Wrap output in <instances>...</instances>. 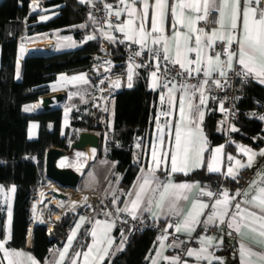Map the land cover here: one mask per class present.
Returning a JSON list of instances; mask_svg holds the SVG:
<instances>
[{"label": "snow or ice", "instance_id": "obj_1", "mask_svg": "<svg viewBox=\"0 0 264 264\" xmlns=\"http://www.w3.org/2000/svg\"><path fill=\"white\" fill-rule=\"evenodd\" d=\"M81 2L91 3V0H81ZM137 4L140 7H137ZM119 5L120 7L113 11V5L105 4L106 16L110 17L114 14L120 17L127 13V19L120 21L115 26L109 19L108 27L109 29L115 27L116 30L124 33L127 41L140 45V51L135 53L136 56L142 55L144 49L147 48L150 58L156 61V71L151 73L152 88L159 87L166 90V92L162 91L160 102L162 106L165 102L167 104V110L161 111L159 115L172 116L174 109L177 108L176 93L180 92L181 95L178 102V119L174 125L167 119L161 124L159 116L157 117V135L156 141L150 146L151 164L148 172L142 177H137L140 183L138 186L133 185L134 192L124 193L129 197L134 196V198L124 202V207H117L115 211L117 213L126 212L135 219L138 209L147 200L145 211L150 212L154 204L161 210L166 207L170 214L183 216L182 221H178L174 225L175 232L180 233L183 230L191 235L196 226L201 223L200 217L204 215L206 209L210 208L204 221L205 227L209 224H226L227 228L242 237L244 230L247 229L260 238L257 243L264 242V169L255 173L256 179L249 183L247 190L243 192L238 190L232 195L227 190L214 193L211 190L200 188L198 182L175 183L171 179L161 181L156 175L158 171H164L168 176L175 173L188 175L191 171L206 166L209 173H220L237 180L241 169L253 167L257 155L264 157V149L256 153L250 148L237 145L239 151L247 157V163H242L241 160L229 155L227 156L229 165L224 172L222 171L223 146H221L209 154L205 165L204 153L208 150V141L200 127L204 118L201 106L206 103L209 81L214 74L226 78L228 71H234L237 76L252 77L264 84V0H171V2L170 0H119ZM150 9L151 17H149ZM213 13L216 15H212ZM209 16H212L210 21ZM169 17H171V36L167 35ZM41 19H47V17H41ZM90 19L95 22L91 16ZM201 21L206 24H215L217 27L207 30L198 27ZM101 35L110 42H115V38L110 32L102 31ZM88 39H95V37L89 36ZM149 42L158 47L149 48ZM218 44L221 48L219 52L216 51ZM233 45H235V50H233ZM21 52H23V48H21ZM222 55L226 59H222ZM161 60L167 62L164 65L165 72L168 71V64L173 68L178 65L182 70L175 73V76L182 78L178 88L175 76L165 77L163 82H160L157 72L160 70ZM106 63L111 64L110 61ZM234 63L240 66V71H235ZM133 67H140V65L129 67L127 77L129 87L132 86ZM201 73L205 77L203 81L198 80L196 84L185 82L188 78H196ZM17 78H19V74H17ZM60 81L65 85L89 83L84 74L73 77L61 76ZM212 83L215 86L223 87L220 79L212 80ZM113 87H119V81L114 82ZM197 93L199 94V103L195 104L194 99ZM77 94L72 93V95ZM24 110L29 111L31 108L26 106ZM220 110L224 111L222 104ZM253 115L255 114L253 113ZM259 118L264 120V116ZM35 127L33 125V128ZM165 128L168 129L167 141L165 140ZM236 130L235 127H232V131ZM136 147L140 148V143H137ZM77 155L82 156L83 154L78 153ZM232 162H234V166ZM141 171L144 170L141 169ZM195 188H199L200 196H215L217 198L211 207L208 203L197 198L192 201L187 214H184L179 206L180 201H187L188 193ZM15 191V186L6 192L0 185V199L7 203ZM236 197L243 199L237 200ZM117 199L113 193V204L117 203ZM11 215L9 207V224ZM105 215L110 216L112 213L106 212ZM85 222L86 218L81 216L68 238L67 246L59 251L56 264H64L69 248ZM88 222L91 223V221ZM114 224V221L95 220L90 232L91 245L87 247V251L76 252L71 257L70 264H78V261H81L82 264H103L113 244L110 232ZM169 227H173V225H169ZM167 239V234L158 237L160 249L156 253L157 257L162 256L166 247H180V244L165 245L164 241ZM212 240L211 237H201L199 239L201 247L199 249L189 248L184 254L187 257H194L197 262L207 260L208 264H212L213 259H219L208 252V245L212 244ZM6 243V240H0V252L3 253V256L0 257V264H5V261L6 264H39L30 254L8 249L5 246ZM239 255L240 264H264V250L257 251L252 246L243 243V240L239 247ZM162 258L168 264H188L186 260L182 261L179 255L163 256ZM45 264L48 262L46 261ZM151 264H159L158 259L153 258Z\"/></svg>", "mask_w": 264, "mask_h": 264}, {"label": "trees", "instance_id": "obj_2", "mask_svg": "<svg viewBox=\"0 0 264 264\" xmlns=\"http://www.w3.org/2000/svg\"><path fill=\"white\" fill-rule=\"evenodd\" d=\"M30 2L31 0H0V185L5 190L10 184H14L16 188L11 212V234L7 245L24 246L29 226L33 224L32 252L38 259L44 260L49 254L50 245L58 242V238L52 231H46L45 224L31 220L30 207L44 181V165L43 168L38 167L36 160L42 161L50 146L70 148L66 136L74 140L80 130H93L99 136L97 154L105 148L104 155L115 161L114 170L119 174L118 184L127 188L139 166L133 159V141L136 135H144L150 131L157 91L148 88L144 73H141L131 87L117 89L112 94L113 114L110 126L105 119L103 126L97 121L98 111L89 114V101L85 102L79 95H71L65 104L77 106L78 109L72 108L69 124L63 135L60 134V107L35 110L37 112L25 111L27 104L39 101V96L49 91V85L58 72L90 71L93 54L99 51L101 42L98 35L94 36L95 39L83 40L84 34L92 31V24L87 22L83 27L78 25L87 18L85 6L78 0H43L44 6L58 5L59 10L45 20H38L39 12L30 9ZM68 25L73 26L71 34L78 42L77 46L49 53H31L23 56L18 64L19 40L39 31H50ZM114 43H110L109 51L111 57L119 61L122 59L120 44L119 41ZM95 78L91 74L88 84L70 86V89L87 91ZM240 87L243 94L236 103L239 109L238 124L248 134L241 138L255 143L257 140L254 136L261 132V121L247 116L245 111L255 105L256 98L264 99V86L247 77L240 83ZM85 94L87 96L89 93ZM217 117L218 112L215 110L205 117L210 143L223 140L221 131L214 130ZM29 119L38 120L35 138L27 135ZM174 176L177 179L208 180L209 184L227 182L220 174L209 173L205 168L191 171L188 175L175 173ZM235 184L236 182H232L230 186ZM5 208V203L0 202V238L4 236ZM70 219L62 216L59 220L61 225L68 227ZM154 237L155 234L150 229L137 231L118 254L103 261V264H140ZM85 240L87 236L81 230L72 249L77 245L82 246Z\"/></svg>", "mask_w": 264, "mask_h": 264}, {"label": "crops", "instance_id": "obj_3", "mask_svg": "<svg viewBox=\"0 0 264 264\" xmlns=\"http://www.w3.org/2000/svg\"><path fill=\"white\" fill-rule=\"evenodd\" d=\"M78 1L81 2V0H78ZM95 1L112 2L114 4L113 11H115L117 8L120 7L119 0H91V2H95ZM170 2H171V0H170ZM42 3H43V0H31V2H30V9L32 11L39 12V14L37 15L38 20L39 19L43 20V19H41V17H47V19H48V18L54 16L55 14H57L59 12L58 5L44 6ZM36 5H38V7H36ZM137 7H140V5L137 4ZM149 17H151V9H150ZM126 19H127V13H124L122 16L119 17L118 24L120 23V21L126 20ZM90 23L92 24V31L84 34L83 40L88 39L89 36L98 35L100 37V41H101L99 51H97L93 54V61L91 62L90 71H77V72H70V73L58 72L55 76V79L50 83V85L52 84V86H59L60 87L59 90H62L64 88L70 89V86H77L81 83H78L75 85L74 84L65 85L63 82L60 81L61 76L73 77V76H79L81 74H84V75H86L88 81L90 80L91 74L96 76V78L93 81L90 89H88L87 91H77L75 89V90H72V92L78 93L77 95L80 96V95H84V93H86V92L87 93L92 92V91H94V88H96V90H98V92L93 94L92 96H101L103 98V106L100 108L98 105V103L100 102V99H98V98L92 99V102H90L89 106L87 107L88 112H89V114H93L94 112L98 111V114L99 113L102 114L103 122L105 119V122L107 123V125L110 126L111 122H112V114H113L112 94L119 88L129 87L128 86L129 81H128L127 77L129 74V67L133 66V64L117 65L115 63V61H118V60L113 59L111 57V54L109 51L110 43H112V44H115V43L110 42L106 37L101 35L102 31L103 32H110L111 35L115 38V41L120 42V41H127L125 39L124 33H121L118 30H116L115 32L112 33L103 24H98V23L92 22V21H90ZM78 25L82 26L84 24L82 22H80ZM215 27H217V25L212 26L208 29L215 28ZM171 34H172L171 17H169L167 35L171 36ZM33 40L34 41H31L29 44L26 45L27 50H30V48L32 46H34L36 48L35 51H39V53H44L45 51H42L44 49H46L47 52H51V51L54 52V49L57 46V41L53 40L51 37H42V38H36ZM77 45H78V42H74L71 46H68V47L63 48V49H70V48H73ZM136 45L138 47V50L140 51V45H138V44H136ZM148 47L152 48V47H158V46L151 45V43L149 42ZM145 51H147V48L144 49L143 52H145ZM173 55H174V51H173ZM108 61L111 62L110 65L108 63H106ZM140 75H141V72L138 70V68L133 67V75H132L131 85H133L137 81V79L140 77ZM158 77H160V82H163V80L165 79L161 76H158ZM145 78H146L148 88L157 91V99L155 102V109H154L153 113L151 114L152 124L150 126L149 133L145 132L144 135L138 134L134 138V141H133V159L136 162H138L139 166H138V170H137L132 182L130 183V185L127 188H123L118 184L117 190H115L114 192H109L110 198H107L104 196L105 198L110 200L112 206H114L115 208H117V207L123 208L124 202H127V201L134 198V196L129 197L127 195H124V193H128L130 191L134 192L135 189L133 188V185L138 186V184L140 183V181L137 180V177H142L143 175L147 174V172H148V168L151 164L150 146L156 141V135H157V128H156L157 117L159 116V120H160L161 124H163L164 121L167 119V120H170L174 125L178 119V102H179V98L181 95L180 92L176 93L177 108L174 109L173 115L170 117L160 116L159 114L161 111L167 110L166 102L163 106L161 105V102H160V95L162 94V91L166 92V90H162L159 87L156 89L152 88V75L151 74H147ZM250 78H252V77H250ZM253 80L258 82L255 79H253ZM116 81H119V87H113V84ZM175 83H176V86L178 88L180 85V82L175 80ZM258 83H260V82H258ZM260 84L264 86V84H262V83H260ZM170 87H171V85H170ZM56 92H59V91H56ZM71 95H69V96H71ZM67 98H66V100H67ZM194 103L195 104L199 103V94L198 93H197L196 98L194 99ZM35 104H37L36 107L39 109L38 111H41V108H39V106H38V101L35 102ZM107 106H109V108H107ZM201 107H202V110L204 112V118H203L202 123L200 124V127L202 128L203 133H204V135L208 141V145H207L208 150L204 153L205 165L207 164V161L209 159V154L217 147L223 146L222 171H224V172H226L227 166L229 165V161L227 160V156H229V155L235 157L236 159L241 160L242 163H247V157L242 152L239 151L237 145H242L246 148H250L256 153H259L261 151V149H264V120H261V132L257 133L254 136L256 138L255 140H257V141H255V143L248 142L242 138H236L235 141L222 140V141H218L215 143H210L209 135L206 131L207 129L205 126V117H206V114L210 113L212 110L217 111V107H216L212 97L207 93H206V103H205V105H203ZM64 109L65 110L61 109V118H60V134L61 135L64 134V129L69 124V120H70L69 113L67 112V111H70V106H67L65 104ZM35 110H37V109H35ZM103 113H105L106 115H103ZM64 116H66V119H64ZM27 123H28V127H27L28 137L29 138H35L37 136V133H38V120L29 119ZM33 125H35L36 127L33 128ZM232 127L233 126H231V128ZM221 129H222V124L218 120V117H217V119L214 121V130L219 132V131H221ZM167 132H168V129L165 128V133H166L165 140L166 141L168 140ZM137 143H140V145H141L140 148L136 147ZM95 150L97 151V148H95ZM92 153L94 156L95 155L94 151ZM104 154H105V148L102 149L100 154H97V152H96V155L99 156V158H103L104 161H108V163L114 168L115 161L107 158ZM93 156H91V158L86 162L85 169H86V167H88V163H90V161H92ZM84 160H86V159H84ZM232 164L234 166V162H232ZM204 168L206 169V166ZM141 169H143L144 171L142 172ZM261 169H264V157L257 155L254 159L253 167L241 169L239 171V175L237 177V180H233L231 177H227L225 175L217 173V174H220V176L222 178H225L227 180V182H225L224 184H221L222 191L227 190L229 192V194L232 195L238 190L241 192L247 190L249 188V183L252 180L256 179L255 173ZM92 174L96 178L98 177L97 173L93 172ZM156 175L159 177V179L161 181H164L166 179H171L175 183L198 182L200 188H206L210 183L208 180L177 179V178H175L174 174H172L171 176H168L167 173H165L164 171H158L156 173ZM118 180H119V174H118ZM232 182H236V184L233 186H230V184ZM12 186H14V184H10L8 189L11 188ZM83 188L86 189L89 187H83ZM7 190H5V191L7 192ZM91 191L92 190H86V192H91ZM113 193H115L116 197L118 198L116 204H113V202H112ZM188 196H189V199L187 201H183V200L180 201V205H179L184 214H187L188 210L191 208V204H192L193 200H195L197 198L203 200L199 196V188L193 189L190 193H188ZM13 197H14V194H11L10 200L7 203L5 202V206H6L5 214L6 215H5V221H4V236H3V238H0V240L8 241L9 240V234H11V223L9 224V220H8V210L10 207L11 212H12ZM216 198L217 197L214 196L210 202H206L204 200L203 201L208 203L211 207V204L214 202V200ZM236 199L242 200L243 198L242 197H236ZM146 207H147V200H145V203L141 205L140 209H138L136 216L149 215V216L157 218V219H165L166 217L173 215V214H170L168 212L166 207H165V209L161 210V209L155 207V205L153 204L150 212L145 211ZM97 208H98V210L96 209V206H95L92 210L89 209V211L85 210V209H79V211L75 212L70 217L71 221H70V224L68 227L61 225L60 227L54 226L52 229H50L52 231L53 235L56 238H58V242H54L50 245L49 254L44 260L38 259L32 252V230H31V228H32L33 224L29 226V229H28L29 231L26 234L24 246H22V247H11V246H8L7 243L5 246L8 249L23 251L27 254H30L32 257L35 258V260H37L39 262V264H45L46 261L48 262V264H56V260L58 259L59 251H62L63 248L67 246V241H68L69 236L71 235V232L75 229L76 224L79 222V218L81 216H83L86 218V222L81 226V228L77 232V236L79 235L81 230H84V233L87 236V240L83 241L82 246L77 245V247L74 249H72V246L69 248V252H68L67 257L64 261V264H70L71 257L76 252L87 251V247L91 245L92 237L90 235V232L92 230V227L94 226L95 220H106L108 222H113L110 217H107L102 213V209L99 205ZM209 212H210V208L206 209L204 215L200 217V219H203V223L206 220ZM178 217H179V221H182L183 216H178ZM59 218L58 217L54 218V220H52L53 224L57 220H59ZM88 221H91V223H89ZM34 223H36V222H34ZM209 225H211V224H209ZM212 226L215 229L213 233H203L198 237V242H199V239L201 237L213 238L212 244L208 245V252L211 253L212 255H214V257H218L219 259H213L212 264H221V262H222V264H240L239 247H240L242 240H243V243H245L246 245L252 246L257 251L264 250V242L257 243L260 240V238L255 233L248 231L247 229L244 230V234L242 237L240 234H238L235 231L227 228L226 224L217 223L216 225H212ZM47 228H48V226H47ZM174 229H175V227H174ZM47 232H49V231H47ZM181 232L185 233L183 230ZM230 232H231V235H229ZM110 236L113 239V244H112L111 248L109 249L108 255L105 257L104 261L108 260L112 256L118 254L125 247V244H126L123 240V234L117 232L114 227L111 229ZM158 237H160V236L154 237L144 259L142 260V262L140 264H151L153 258L158 259L159 264H168V262L162 258L163 256H168V257L177 256L175 253L169 252L165 248V250L162 253V256L157 257L156 253L160 249V241L158 240ZM74 240L72 242V245L74 243ZM164 243L166 245L165 241H164ZM200 247H201V244L199 243V247L196 249H199ZM0 256L1 257L3 256L2 252H0ZM184 260H186L188 262V264H208L207 260H201V261L197 262L194 257H187L186 255L184 256L182 261H184ZM5 264H6V261H5ZM78 264H82V262L78 261Z\"/></svg>", "mask_w": 264, "mask_h": 264}, {"label": "built area", "instance_id": "obj_4", "mask_svg": "<svg viewBox=\"0 0 264 264\" xmlns=\"http://www.w3.org/2000/svg\"><path fill=\"white\" fill-rule=\"evenodd\" d=\"M105 4H111L114 7V4L112 2L108 1H95L91 3H83L86 9L87 18L82 21L83 24H86L87 22L92 21L93 19H90V16L94 18L95 22L98 24H103L106 28L108 27V21L110 19L111 23L115 26L119 22V17L116 15H111L110 17L106 16V12L104 9ZM212 15H216L213 13ZM212 19V16H209V21ZM212 26H216L212 23H205L201 21L198 25V27H203L205 29H208ZM112 33L116 31V28L113 27L112 29H109ZM120 44V52L122 55V59L119 61H115L116 64H133V65H140V67H137L138 70L141 73L144 74H151L153 71H156V61L152 60L150 58L149 51H145L142 53V55L136 56L135 53L138 50V47L136 44L130 42V41H123L119 42ZM233 50H235V45H233ZM216 51H221V48L219 47V44L216 47ZM222 59H226L225 56L222 55ZM166 61L161 60L160 64V70L157 72L158 76H161L163 78L165 77H174L176 72L182 71L179 66H175L174 68L168 64V71L165 72L164 65L166 64ZM234 69L235 71H240V66L234 63ZM205 77H203V74L201 73L196 78H188L185 82L188 84H196L199 81H203ZM220 79L221 85L223 87L215 86L212 83V80ZM247 78L241 76L235 75L234 71H228L226 78L218 77L216 74L213 75L212 79L209 81L208 91L206 92L209 94L216 107L218 112V120L222 124L221 134L223 137V140L225 141H235L236 138L241 137H247V132L238 124L239 119V109L237 106L238 99L242 96V89L240 87V83L244 82ZM175 80L178 82H181L182 78L179 76H175ZM112 93V92H111ZM98 99H100V102L98 103L99 107L101 108L103 106V98L101 96H96ZM221 104L223 105L224 111L220 110ZM253 113L255 115H253ZM245 114L251 118H255L257 120L261 119L259 117L264 116V99L256 98L255 105L245 111ZM97 121L101 123L103 126V117L102 114H98L96 117ZM231 126L235 127L237 129L236 131H232ZM103 130H106V128L103 127ZM70 140L67 141L69 144ZM221 182L218 183H212L209 184L205 189L211 190L214 193H219L222 191ZM200 196V195H199ZM204 201L210 202L213 197H207V196H200ZM88 211L89 209L92 210L96 205L101 206L102 213L105 215L106 212H111L112 215L107 216L112 219V221L115 222L114 228L117 232L123 234V240L125 243H127L137 231H140L144 228L150 229L154 232L155 236H162L167 234L168 239L165 241L166 245H172V244H180V247H166L167 251L175 253L176 255H179L181 260L185 256V252L189 248H198L199 242L198 237L203 233H213L214 227L212 225H208L205 227L203 223V219H200L201 223L198 224L195 228V231L191 233V235H188L186 233H176L174 229V224H176L179 221V217L176 215H170L166 217L165 219H157L154 217H151L149 215H143V216H136L135 219L131 217L126 212H120L117 213L115 211V207L112 206L110 200L104 198L101 194L96 192V196L94 198V201L91 203L88 201ZM80 209H83L82 205H79ZM106 216V215H105ZM169 225H173V227H169ZM166 230V231H165ZM46 231H49L48 228H46ZM126 237V239H125Z\"/></svg>", "mask_w": 264, "mask_h": 264}, {"label": "rangeland", "instance_id": "obj_5", "mask_svg": "<svg viewBox=\"0 0 264 264\" xmlns=\"http://www.w3.org/2000/svg\"><path fill=\"white\" fill-rule=\"evenodd\" d=\"M72 28H73L72 25H68V26H64L61 28H55V29L50 30V31H39V32H36L34 34L25 36L22 40H19L20 43H19V51H18V56H17L18 64H19V62L23 56L31 54L33 52L31 50L26 49V45L29 42L34 41L33 39L42 38V37H51L53 40L57 41V46L55 47L54 51L63 50V48L71 46L74 42H77L76 39L71 34ZM66 37H68L70 39H64ZM21 48H23V52H21ZM51 52H53V51H51ZM18 71H19V69L17 68V74H18ZM59 88H60L59 86H55V90H54V86H52V84H51V85H49V91L44 93L43 95H45V94L52 95L56 91H61L62 92L61 99L56 100L54 97H52V103L50 104V106H51V108L52 107H60L61 109L65 110L64 105L66 102V98L69 95H71L73 92H72V89L64 88L62 90H59ZM97 92H98V90H96V88H94V91L89 92V94H87V96L85 94V95H80V97H83L84 101L92 102V99L97 98L96 96H92V95L97 93ZM43 95L39 96L40 100L38 101V106H39V108H41V110H42L41 96H43ZM26 106L30 107L31 111H34V112H35V109L39 110L36 107L37 104H35V103L27 104ZM72 108L78 109L77 106H70V111H67L69 113V117H70V113H71ZM107 108H109V106H107ZM64 119H66V116H64ZM69 140L71 141V139H69V137L66 136V141H69ZM76 151H77V149L66 148V156L67 157H73V155L75 154ZM96 152L97 151L95 150L94 151L95 155L93 156L92 161H90V163H88V167H86V169L81 173L80 178L77 182V185L74 187H71V189L70 188L65 189L64 187H61L60 185H58L57 183L53 182L48 177H46L44 172L42 173V176L44 178L43 183L40 184L42 187L37 192V195L33 199L32 205L30 207L31 208V220H32V222L42 223V224H45V226L47 227L48 223L51 222L52 220H54L53 218H56L58 216L60 218L62 216L71 217L75 212L79 211V209H80L79 206H77V205L72 206V205H68V204H67L65 210L58 211L59 208L61 207L62 203H64V202L61 201L62 202L61 203L59 198H58L59 199V201H58L55 194H53V192L56 190H64L69 194V196L83 194L82 197L86 196V194H85L86 190H92V191L100 192L103 196L110 198L109 192H114L115 190H117L118 173L108 163V161H104L103 158H99V156L96 155ZM87 154H88V157L84 158V159H86L85 160L86 162L92 156L90 153H87ZM71 162L73 163L74 161L71 159L70 161H68V164H72ZM36 163H37L38 167L43 168L44 159L42 161L36 160ZM71 168L75 169V167H71ZM93 172L97 173V175H98L97 178L92 174ZM83 187H89V188L85 189ZM84 194H85V196H84ZM0 202H4V200L0 199ZM65 205H66V202H65ZM81 205L85 210H87L86 209L87 208L86 203L81 204ZM99 206H100V204H99ZM97 207L98 206H96V209L98 210ZM52 208H53V210H52ZM54 226L60 227L61 226L60 220L56 221L53 224V227ZM49 231H51V230H49Z\"/></svg>", "mask_w": 264, "mask_h": 264}, {"label": "water", "instance_id": "obj_6", "mask_svg": "<svg viewBox=\"0 0 264 264\" xmlns=\"http://www.w3.org/2000/svg\"><path fill=\"white\" fill-rule=\"evenodd\" d=\"M42 51H45V53L47 52L46 49ZM32 53H39V51H33ZM52 97H54L56 100H60L62 97V92L59 91L54 92L52 95L45 94L41 96L42 110L51 108L50 104L52 103ZM98 145V134L93 130L87 129L80 130L77 138L69 142V146L72 149H81L85 148L86 146H93L94 148H97ZM62 156H66V148L55 145L47 148L44 154V173L46 177L53 180L60 186L70 185L74 187L78 182L80 173L76 170H73L71 167L58 164V159ZM53 194L64 197L62 192L54 191Z\"/></svg>", "mask_w": 264, "mask_h": 264}, {"label": "bare ground", "instance_id": "obj_7", "mask_svg": "<svg viewBox=\"0 0 264 264\" xmlns=\"http://www.w3.org/2000/svg\"><path fill=\"white\" fill-rule=\"evenodd\" d=\"M35 49L36 48L34 46H32L30 48L31 51H35ZM35 112H37V111H35ZM70 149H72V148H70ZM76 149H77V151L75 152V154L73 155V157L62 156L61 158L58 159V164H60L62 166L75 167V169H73V168L72 169L73 170H76L81 175V173L83 172V170L85 169V166H86V161L84 160V158H87L88 157V154L87 153H90L93 156V153L92 152L95 151V148L93 146H86L85 148H81V149L80 148H76ZM78 153H81L83 155L82 156H78L77 155ZM70 158L74 161L73 163L71 162L72 164H68V161L71 160ZM61 187H64L65 189L66 188H68V189L70 188L71 189L72 186L67 185V186H61ZM56 192H62L64 194V197H60V196H58V195L55 194V196L57 197V199L58 198L60 199V202L61 201L64 202V203L61 202L63 206L60 207L58 211L65 210L67 204L68 205H72V206H74V205L79 206V205L84 204V203H86V205H87V208L86 209L88 210V205H89L88 204V201L92 203L94 201L95 196H96V191L85 192V194H86V196L84 194L85 197H82L83 194L69 196V194L66 191H64V190H56ZM97 193H99V192H97ZM85 198H87V200H85ZM59 199H58V201H59ZM65 202H66V205H65ZM96 206H98V205H96ZM52 228H53V221H51V222L48 223V230H50Z\"/></svg>", "mask_w": 264, "mask_h": 264}]
</instances>
